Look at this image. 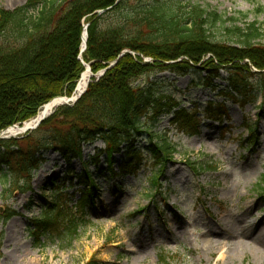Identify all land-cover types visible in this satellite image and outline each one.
Instances as JSON below:
<instances>
[{"label":"trees","instance_id":"1","mask_svg":"<svg viewBox=\"0 0 264 264\" xmlns=\"http://www.w3.org/2000/svg\"><path fill=\"white\" fill-rule=\"evenodd\" d=\"M117 1L30 0L12 12L0 11V133L32 120L52 99L70 97L85 65L94 76L73 106L56 108L20 139H0L4 192L21 194L31 192L32 176L48 151L70 164L82 160L85 145L103 143L82 164L81 174L69 169L61 186L50 179L49 196L29 230L37 247L53 238L73 239L80 226L89 224L84 207L94 206L100 193L87 169H98L101 158L108 177L121 179L138 174L146 153L152 161L150 183L160 188L164 167L177 150L166 135L153 132L159 119L173 115L184 135L199 133L200 121L184 108L176 110L175 98L158 92L154 82L139 83L144 75L170 69L183 76L199 68L207 73L203 86L216 91L214 81L224 71L226 86L220 88V95L241 107L253 104L264 89V20L247 22L248 14L241 12L225 17L191 0ZM263 12L264 8L257 9L258 14ZM85 25L86 49L80 53ZM210 104L205 119L221 124L225 103L215 108ZM247 132L246 147H252L254 128ZM140 140H145L143 147ZM189 165L196 171L205 168L197 162ZM73 178L85 181V188L76 206L68 209L62 192ZM257 186L264 192V175ZM29 204L26 209L31 211ZM157 258L159 264H173L168 255L160 253Z\"/></svg>","mask_w":264,"mask_h":264},{"label":"rangeland","instance_id":"2","mask_svg":"<svg viewBox=\"0 0 264 264\" xmlns=\"http://www.w3.org/2000/svg\"><path fill=\"white\" fill-rule=\"evenodd\" d=\"M29 1L0 0V11L12 12ZM191 1L225 17L241 12L248 14L247 22L264 20V12L257 13L259 7L264 8V0ZM206 75L199 68L183 76L166 69L139 80L141 85L154 82L158 92L175 98L176 110L184 108L200 121L199 133L184 135L173 123V115L159 119L153 132L166 135L177 150L164 167L161 189L150 183L152 161L146 153L136 176L108 177L103 158L98 169L89 167L87 172L100 195L94 206L84 207L89 224L80 226L73 239L53 238L37 247L29 233L31 222L46 203L50 179L61 186L69 169L81 174L82 164L103 148L101 141L85 145L82 160L70 164L51 150L45 153L29 193L4 192L0 179V264H159L160 253L170 256L173 264H264V247L255 243L258 220L264 233V192L257 186L264 175V89L253 104L241 107L220 95V88L226 86L224 71L214 81L219 87L216 91L203 86ZM209 103L213 108L225 103L221 124L205 119ZM248 128L255 131L252 147H246ZM140 142L142 147L146 144ZM189 162L205 168L193 170ZM115 184L118 191H114ZM84 188L85 181L75 178L65 183L62 198L67 197L68 209L76 206ZM244 219L255 227L250 236L240 238L235 229ZM225 229L231 234L226 235ZM209 241L219 244L211 246Z\"/></svg>","mask_w":264,"mask_h":264},{"label":"bare ground","instance_id":"3","mask_svg":"<svg viewBox=\"0 0 264 264\" xmlns=\"http://www.w3.org/2000/svg\"><path fill=\"white\" fill-rule=\"evenodd\" d=\"M90 79H91L90 73L88 71H85V73L82 75L81 80L78 83L77 94L81 93L82 91H84L86 89ZM51 110L48 109L47 113H49ZM42 112H43V109H41L39 111V113H38L39 117L42 116V114H43ZM34 120L35 119H32V120L26 122L22 126V128L10 127L5 131L4 135L17 136L19 134H23L26 131V129L33 127L35 125L36 121H34ZM260 222H261V220L257 221V227H258L257 231H259V232L255 238V243L257 245H260L261 247H264V233L261 230L262 225H260L261 224ZM254 227H255V225L252 226V225L248 224V221H246L244 219L241 223L237 224L236 229H235V234H237L240 238H245L247 236H250ZM224 231H225V233H227L226 235H230L231 234L230 232H232V231H229L227 229H225ZM214 243L216 245L219 244L218 241H209L208 242V244L211 246L214 245Z\"/></svg>","mask_w":264,"mask_h":264},{"label":"water","instance_id":"4","mask_svg":"<svg viewBox=\"0 0 264 264\" xmlns=\"http://www.w3.org/2000/svg\"><path fill=\"white\" fill-rule=\"evenodd\" d=\"M119 1V0H118ZM117 1V2H118ZM109 10V8L108 9H106V10H102V11H99L98 13H97V16H99V15H101V14H103L104 12H106V11H108ZM86 27L87 26H85L84 27V32H83V34H82V45H81V50H80V52L81 53H83L84 51H85V49H86V41H87V33H86ZM127 53V51H124V52H122V54L119 56V58L120 57H122L124 54H126ZM80 58V57H79ZM118 58V59H119ZM117 59V60H118ZM117 60L115 61V62H113L110 66H109V68H112L115 64H116V62H117ZM145 62H152V60H150V59H148V60H145ZM109 68H107V69H109ZM86 71H88L89 73H90V76L92 77V74H91V72H90V69H89V67L87 66V68H86ZM104 72H105V70L103 71V72H101L98 76H97V78H96V80H98L100 77H102L103 76V74H104ZM257 72V71H256ZM81 78H82V76H81ZM81 78L79 79V81L81 80ZM79 81L77 82V85H76V88H75V90H74V92L72 93V95L70 96V97H66V96H63V97H56V98H54V99H52L51 101H49L44 107H43V114H42V116L41 117H39V116H37L36 118H35V120L34 121H36V123H35V125L33 126V127H30V128H28V129H26V131L25 132H31V131H34V130H36L38 127H39V125L46 119V118H48L52 113H53V110L55 109V108H57V107H59V106H73L80 98H81V96L84 94V92L86 91V89L84 90V91H82L81 93H79V94H77V87H78V83H79ZM90 82V81H89ZM87 88V87H86ZM48 109H52L49 113H47V110ZM24 125V124H23ZM14 127H19V126H14ZM19 128H22V127H19ZM4 133H5V131H3V132H1V135H0V138H2V139H8V138H10L11 136L10 135H8L7 137H5L4 136Z\"/></svg>","mask_w":264,"mask_h":264}]
</instances>
